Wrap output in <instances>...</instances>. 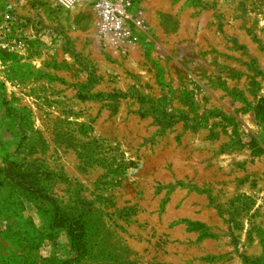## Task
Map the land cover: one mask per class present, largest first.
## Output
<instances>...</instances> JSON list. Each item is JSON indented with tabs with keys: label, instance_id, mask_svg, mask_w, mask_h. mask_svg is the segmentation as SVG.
<instances>
[{
	"label": "crops",
	"instance_id": "0c3cea01",
	"mask_svg": "<svg viewBox=\"0 0 264 264\" xmlns=\"http://www.w3.org/2000/svg\"><path fill=\"white\" fill-rule=\"evenodd\" d=\"M128 1L142 26L129 21L133 40L122 52L99 33L93 0L72 9L0 0L15 18L0 49V122L26 116L91 132L137 121L149 125L146 137L167 131L175 158L157 143L147 152L160 156L137 166L158 197L154 207L142 200L154 219L144 224L164 230L169 256L197 248L207 264H264V116L245 21L255 10L243 0Z\"/></svg>",
	"mask_w": 264,
	"mask_h": 264
},
{
	"label": "rangeland",
	"instance_id": "374dc122",
	"mask_svg": "<svg viewBox=\"0 0 264 264\" xmlns=\"http://www.w3.org/2000/svg\"><path fill=\"white\" fill-rule=\"evenodd\" d=\"M243 1L255 10L245 19L253 30L248 61L264 116V0ZM26 118L0 122V264H207L197 248L187 258L169 256L175 246L164 230L144 224L154 219L142 200L154 207L158 197L137 166L160 156L147 152L157 143L167 151L161 156L175 158L167 131L150 138L149 125L137 121L102 122L88 132L89 124Z\"/></svg>",
	"mask_w": 264,
	"mask_h": 264
},
{
	"label": "built area",
	"instance_id": "2783aa9c",
	"mask_svg": "<svg viewBox=\"0 0 264 264\" xmlns=\"http://www.w3.org/2000/svg\"><path fill=\"white\" fill-rule=\"evenodd\" d=\"M62 7L72 9L78 0H56ZM98 17V31L116 49L125 52L133 40L134 26H142V20L132 17L128 0H93ZM15 18L11 11L0 12V49H7L8 39L14 30Z\"/></svg>",
	"mask_w": 264,
	"mask_h": 264
},
{
	"label": "trees",
	"instance_id": "16d2710c",
	"mask_svg": "<svg viewBox=\"0 0 264 264\" xmlns=\"http://www.w3.org/2000/svg\"><path fill=\"white\" fill-rule=\"evenodd\" d=\"M72 236H74V237H75V235H73V233H72Z\"/></svg>",
	"mask_w": 264,
	"mask_h": 264
}]
</instances>
